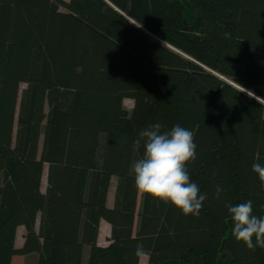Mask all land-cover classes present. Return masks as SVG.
Returning <instances> with one entry per match:
<instances>
[{
  "label": "trees",
  "instance_id": "16d2710c",
  "mask_svg": "<svg viewBox=\"0 0 264 264\" xmlns=\"http://www.w3.org/2000/svg\"><path fill=\"white\" fill-rule=\"evenodd\" d=\"M156 123L195 134L198 217L135 188L133 143ZM253 163L264 165V0H0V264H83L85 251V264H138V244L146 264H264L226 207L251 200L264 216Z\"/></svg>",
  "mask_w": 264,
  "mask_h": 264
},
{
  "label": "clouds",
  "instance_id": "9594fccd",
  "mask_svg": "<svg viewBox=\"0 0 264 264\" xmlns=\"http://www.w3.org/2000/svg\"><path fill=\"white\" fill-rule=\"evenodd\" d=\"M161 123L142 129L133 143L134 149L143 146V154L129 169L134 176L136 190L154 200L171 204L183 215H200L207 194H201L199 186L191 181L187 165L197 158L193 131L174 125L162 131ZM252 171L258 175L264 191V165L253 163ZM223 191L216 186V196ZM232 224V236L248 249H264V216L254 214L251 200L236 205L226 204ZM136 254L143 255L142 244Z\"/></svg>",
  "mask_w": 264,
  "mask_h": 264
},
{
  "label": "rangeland",
  "instance_id": "374dc122",
  "mask_svg": "<svg viewBox=\"0 0 264 264\" xmlns=\"http://www.w3.org/2000/svg\"><path fill=\"white\" fill-rule=\"evenodd\" d=\"M24 87V84H21L19 87V93ZM123 106L125 109L128 111L132 107V100L125 98L123 100ZM45 175H46V165L43 168V175H42V181H41V188L42 190L45 189L46 181H45ZM115 182L116 178L112 177L110 186H109V191H108V196H107V204L111 206L112 204V199H113V192H114V187H115ZM22 233H23V228H18L17 233H16V238H15V247H19L22 244ZM109 233H110V226L107 222L104 220H101L99 223V230H98V243L101 245H107L108 244V238H109ZM83 264H85V259H86V251L83 256ZM27 256L23 255H15L12 257L11 263L10 264H34V262L29 261ZM147 262V255L143 254L140 256L138 264H146Z\"/></svg>",
  "mask_w": 264,
  "mask_h": 264
},
{
  "label": "crops",
  "instance_id": "0c3cea01",
  "mask_svg": "<svg viewBox=\"0 0 264 264\" xmlns=\"http://www.w3.org/2000/svg\"><path fill=\"white\" fill-rule=\"evenodd\" d=\"M19 228H22V227H19ZM97 240H98V237H97ZM97 244H98V245H101V244L98 243V241H97ZM101 246H104V245H101Z\"/></svg>",
  "mask_w": 264,
  "mask_h": 264
},
{
  "label": "water",
  "instance_id": "95a60500",
  "mask_svg": "<svg viewBox=\"0 0 264 264\" xmlns=\"http://www.w3.org/2000/svg\"><path fill=\"white\" fill-rule=\"evenodd\" d=\"M239 88V87H238Z\"/></svg>",
  "mask_w": 264,
  "mask_h": 264
}]
</instances>
